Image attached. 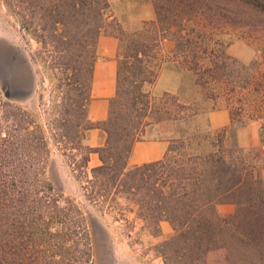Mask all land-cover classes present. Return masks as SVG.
<instances>
[{
	"label": "rangeland",
	"instance_id": "1",
	"mask_svg": "<svg viewBox=\"0 0 264 264\" xmlns=\"http://www.w3.org/2000/svg\"><path fill=\"white\" fill-rule=\"evenodd\" d=\"M109 1L110 15L123 28L122 37L143 33L150 44L157 31L152 1ZM41 8L29 0H0V69L6 57L15 64L11 98L0 89L2 149L4 143L9 146L15 141L13 151H3L0 175L16 176L10 184L17 195L19 264H164L160 245L174 230L166 238H157L163 235L161 223L159 235H153L150 223L137 217L134 201L114 190L101 192L93 168L85 164L88 128L97 123L88 116L87 65L93 49H83L84 70L77 79L71 70L75 63L64 65L51 45L41 43L38 35L43 25L31 18ZM252 18L233 24L195 17L189 27L197 55L185 49L173 54L176 43L167 40L157 58L151 44L146 57L151 83L145 92L157 99L166 92L175 94L189 110L178 120L163 121L162 127H148L144 140L221 129L211 127L209 115L227 109L232 117L227 127H232L234 141L261 153L264 181V22ZM62 28L59 25L57 33ZM90 41L84 39L86 46ZM95 52L97 59V47ZM156 66L160 67L157 77L151 74ZM4 73L0 70V86L9 77ZM175 84L176 92L165 90ZM38 223L43 233L51 229L36 247L31 242ZM218 260L219 255L212 254L209 264Z\"/></svg>",
	"mask_w": 264,
	"mask_h": 264
},
{
	"label": "trees",
	"instance_id": "2",
	"mask_svg": "<svg viewBox=\"0 0 264 264\" xmlns=\"http://www.w3.org/2000/svg\"><path fill=\"white\" fill-rule=\"evenodd\" d=\"M151 1L157 31L149 44L143 33L122 37L120 22L110 15L109 0H29L34 7H42L31 15L43 25L38 35L41 43L51 45L64 65L75 63L71 70L77 79L84 70L83 49H93L87 65L92 84L99 37L107 35L120 42L116 95L110 101L107 119L91 127L101 129L106 141L99 148L87 147L85 164L92 153L99 154L102 164L91 173L101 192L114 190L116 195L132 199L137 217L150 223L153 235H159L161 221L170 223L174 234L160 245L164 264H209L212 254L219 255L216 264H264L263 157L256 148L240 147L233 139L232 127L180 132L170 138L162 160L129 165L133 146L145 139L148 127L178 120L189 110L175 94L166 92L157 99L145 92L151 83L146 61L151 44L157 58L167 40L176 43L173 54L185 49L197 55L189 27L195 17L244 24L254 16L255 22L263 23L264 0ZM59 25L61 33H57ZM84 39L91 40L90 45L86 46ZM158 69L156 66L151 74L157 77ZM14 143H4V150L0 143V159L3 151L15 149ZM15 178L0 175V264H19L21 260L17 195L10 184ZM220 205H233L235 210L221 214ZM39 227L38 223L32 246L39 247V239L51 229L47 226L45 234Z\"/></svg>",
	"mask_w": 264,
	"mask_h": 264
},
{
	"label": "crops",
	"instance_id": "3",
	"mask_svg": "<svg viewBox=\"0 0 264 264\" xmlns=\"http://www.w3.org/2000/svg\"><path fill=\"white\" fill-rule=\"evenodd\" d=\"M167 42V41H165ZM119 40L117 38L101 35L97 44V59L93 67L92 86L90 92V103L88 107L89 119L93 122H104L109 113L110 101L116 95L117 71H118ZM168 75H175L169 72ZM175 77V76H174ZM177 84L172 88H165L166 91L176 92ZM176 90V91H175ZM231 118L227 109L213 111L209 115L210 125L213 129L227 127ZM158 127H162L161 124ZM106 134L98 128L88 130L87 144L91 148H99L105 144ZM170 144V137L165 135L156 138L137 141L129 158V165H143L150 162L162 160ZM102 164L98 153L90 155L89 165L91 168ZM233 205H220L219 210L226 214L233 213ZM227 211V212H226ZM163 235L157 238L162 239L171 235L173 229L167 221L161 222Z\"/></svg>",
	"mask_w": 264,
	"mask_h": 264
},
{
	"label": "flooded vegetation",
	"instance_id": "4",
	"mask_svg": "<svg viewBox=\"0 0 264 264\" xmlns=\"http://www.w3.org/2000/svg\"><path fill=\"white\" fill-rule=\"evenodd\" d=\"M4 64H2V68L0 70H3V71H6V74L5 75H9V77L7 76L6 77V80L5 81H1V86H0V89L2 92H4V95L7 97V98H11V94H10V91L12 89V87H10L12 81L14 80V69H15V64H14V61H13V58L10 59L9 57H6V60H4L3 62ZM10 73V74H9Z\"/></svg>",
	"mask_w": 264,
	"mask_h": 264
},
{
	"label": "water",
	"instance_id": "5",
	"mask_svg": "<svg viewBox=\"0 0 264 264\" xmlns=\"http://www.w3.org/2000/svg\"><path fill=\"white\" fill-rule=\"evenodd\" d=\"M17 96H18V97H22V96H24V94H18Z\"/></svg>",
	"mask_w": 264,
	"mask_h": 264
}]
</instances>
